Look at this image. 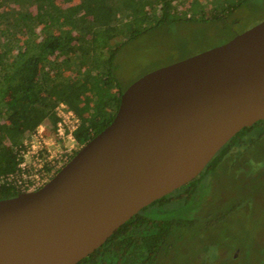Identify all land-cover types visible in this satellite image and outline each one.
Masks as SVG:
<instances>
[{
    "label": "water",
    "instance_id": "95a60500",
    "mask_svg": "<svg viewBox=\"0 0 264 264\" xmlns=\"http://www.w3.org/2000/svg\"><path fill=\"white\" fill-rule=\"evenodd\" d=\"M264 120V20L151 71L42 188L0 200V264H77Z\"/></svg>",
    "mask_w": 264,
    "mask_h": 264
},
{
    "label": "trees",
    "instance_id": "16d2710c",
    "mask_svg": "<svg viewBox=\"0 0 264 264\" xmlns=\"http://www.w3.org/2000/svg\"><path fill=\"white\" fill-rule=\"evenodd\" d=\"M206 1L197 12L184 0L196 14L187 17L172 0H0V178L16 170L25 139L39 125L51 131L61 102L80 119L74 136L81 146L111 124L125 91L114 69L126 42L168 22L216 21L238 2ZM263 135L264 120L242 129L200 176L142 209L77 264H158L175 229L194 222L175 216L198 200L203 174ZM18 194L0 184V200Z\"/></svg>",
    "mask_w": 264,
    "mask_h": 264
},
{
    "label": "rangeland",
    "instance_id": "374dc122",
    "mask_svg": "<svg viewBox=\"0 0 264 264\" xmlns=\"http://www.w3.org/2000/svg\"><path fill=\"white\" fill-rule=\"evenodd\" d=\"M172 1L187 17L209 3L186 0L195 3L193 13L184 0ZM236 2L216 21L168 22L126 42L115 60L118 86L126 90L145 74L224 44L264 20V0ZM200 188L198 200L175 216L194 222L175 229L158 264H264V135L210 167Z\"/></svg>",
    "mask_w": 264,
    "mask_h": 264
},
{
    "label": "built area",
    "instance_id": "2783aa9c",
    "mask_svg": "<svg viewBox=\"0 0 264 264\" xmlns=\"http://www.w3.org/2000/svg\"><path fill=\"white\" fill-rule=\"evenodd\" d=\"M55 114L58 120L51 131L41 124L25 139L16 170L2 176L0 184L13 185L20 193L37 191L80 150L74 136L80 125L77 114L64 102L57 105Z\"/></svg>",
    "mask_w": 264,
    "mask_h": 264
}]
</instances>
